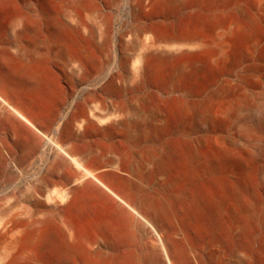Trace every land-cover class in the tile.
Returning a JSON list of instances; mask_svg holds the SVG:
<instances>
[{
  "label": "bare ground",
  "instance_id": "bare-ground-1",
  "mask_svg": "<svg viewBox=\"0 0 264 264\" xmlns=\"http://www.w3.org/2000/svg\"><path fill=\"white\" fill-rule=\"evenodd\" d=\"M19 1L0 0V12L8 7L18 10H14L17 24L11 34L15 35L13 43L24 48L14 56L8 49L11 41L6 39L4 45L0 44V78H12L17 90L33 103L39 97L46 98L47 81L33 65L42 58L37 47L45 46L42 39L48 36L53 43L45 54L61 56L58 65L66 82L72 87L81 85L94 72L81 41L86 37L105 47L111 35L105 21L94 25L100 16L99 5L87 0ZM109 2L113 4L114 0ZM132 2L128 4L131 12L148 2L160 3L168 14L163 16L167 24L144 22L132 14V24L123 26L119 34V62L95 93L110 101L109 116L97 118L98 125L102 123L105 128L104 123L111 122L112 130L130 129L129 144L142 145L134 154L129 177L115 173L126 168L122 157L112 160L106 172L82 168L81 176L71 169V165L81 167L75 158L49 164L46 177L39 179L27 195V203L33 205L24 206L21 214L7 218L10 213L5 212L2 216L7 219L0 221V264H120L119 244L130 251L128 257L125 255L127 264H264V256L260 263L256 262L251 246L257 188H264V163L259 164L264 159V92L256 97L253 89L264 86V69L259 70L262 65L247 64L253 59L264 64V0ZM21 3L27 14L19 11ZM38 20L48 27L47 36L37 35L42 39L36 36L40 32ZM9 22L13 21L9 18ZM31 36L36 39L27 40ZM20 59L24 63L18 65ZM165 67L170 68L164 94L171 97V143L162 141L152 146V139L166 131L169 120L164 107L155 103L156 94H146V89L153 80L150 77H156ZM208 87L212 88L210 93ZM16 107L12 111L24 118L22 105L16 103ZM79 107L80 114L67 127L78 123V128L85 130L89 124L84 119L85 106ZM0 112L4 119L15 120L11 113ZM65 130L66 139L74 138L75 130ZM86 177L118 200L112 201L113 206L129 218L127 227L131 232L136 231L132 236L129 232L130 238L93 236L94 227L100 226L90 219L80 222L71 213L74 185ZM151 177L153 183L149 181ZM39 190L47 195L37 194ZM20 216L25 219L17 220ZM118 217L123 218L120 214ZM261 244L264 248V238Z\"/></svg>",
  "mask_w": 264,
  "mask_h": 264
},
{
  "label": "rangeland",
  "instance_id": "rangeland-1",
  "mask_svg": "<svg viewBox=\"0 0 264 264\" xmlns=\"http://www.w3.org/2000/svg\"><path fill=\"white\" fill-rule=\"evenodd\" d=\"M21 1L22 0H20L19 2ZM87 1L94 2L97 5H99V7L101 8L99 19H96L94 21V25L96 26L99 20L105 21L106 25H109L107 26L109 31H111L108 45L105 47L102 46L100 43H98L96 40L92 42L91 40H88L86 37L85 39L81 41V43L83 44L82 46H84L85 49L88 50V57L92 65L94 66V69H93L94 72L91 74V76L88 79L84 80L83 83L77 87L76 86L72 87L66 82L64 75L60 69V66L58 65L60 63L59 59L61 56L57 55L56 57L58 58H56L54 56L45 54L46 49L47 51L51 49L53 41H51V39H49L47 36L48 27L46 28L47 26L46 23L44 24L43 21H41L43 24L42 25L41 22H39L40 20H38V22L36 21L37 22L36 25L38 24L37 27L40 28V30L38 31L40 32H37L36 36L39 35L40 33L43 35L41 36L42 38L45 36L47 37H45L44 38L45 40H44L40 36H37L45 42V46L37 47L40 49V50L38 49V51L41 52L42 58L38 61V63L34 64L33 67L36 65L35 69H37L41 73V76L43 77V79L47 81L48 93L46 95V98L36 99L35 100L36 102H34L35 103L34 104L28 96H25L20 91H17L14 87H10L6 91L7 96L13 102H19L28 112L32 114V117L38 122V125L40 126V128L38 129H40V133L42 135V139H41L42 147L36 148L35 153L29 155L30 159H29L28 164L20 169L16 168L15 172L9 171V167L14 168L15 162L9 161L7 159V156H5V154L3 153L4 160L0 163V218H1L0 221H2L4 218L5 219L9 218V215L10 216L14 214L18 215L20 213L19 211L23 212L24 211L23 209L26 208L24 206L26 205L27 206L33 205L32 203L30 204L27 203L26 201L27 195L30 194V192L34 189V187H36L34 186V182L36 178L44 175L45 169L48 166V164L51 161H53L56 156H58V153H60L59 150L55 148L54 146H52V144L49 142L50 140L52 141V139L55 140L54 134H55L56 127L58 128V131L61 132L62 127L65 125V123H67L70 120L72 121L75 116L80 114L77 110V107L79 109L80 105L85 106V115H84L85 118L84 119H86L90 123L97 124L96 126H101V125H98L97 118L104 119L106 118V116H109L108 109L106 108V106L104 105V102L102 101V100H107V101L109 100L96 96L95 93H97L98 92L97 90L105 83L106 81L105 77L108 74V72L112 68L117 66L119 62V59H120L119 34L123 26L128 27L132 24V21H133L132 14H135V15L137 14L136 16L140 17L142 21L144 22H162L163 24H167V22L164 21L163 16L168 13H167V10H165L162 7V5H160V3L145 2L143 6H141L138 9H135L136 11L133 10V12H131V9L128 4H131L132 0H114L113 4H111L109 0H87ZM22 3L19 6L20 8L19 11L20 12L24 11V13L26 12L27 14V11H26L27 8L24 4L22 5ZM132 4L134 3L132 2ZM8 8H9L8 10L7 8L5 9L6 11L4 10L5 12L4 11L0 12L2 14V15L0 14V23H1L0 25L1 27H3V29L5 28L4 30L0 29V44L4 45L5 44L4 42L6 39L11 41L8 47H9L10 53L15 56V54L19 51L21 46L19 47L18 44L13 43L14 41L13 38L15 37V35L13 34L14 37H12L11 33H14L13 27L17 24V23L15 24L17 20L14 22L15 20L14 10L15 9L12 7L11 8L8 7ZM15 11H18V10H15ZM227 15H231V14L227 13ZM166 17H170V16L167 15ZM9 18H10V21H13V22H9ZM11 23H14V24H11ZM9 28L12 29V32H10L11 30ZM9 35L11 37H9ZM36 36L34 37L31 36L30 39L28 38L27 40H31V39L35 40ZM41 47L43 49H41ZM21 49H24V48L22 47ZM21 53H23V51ZM28 54L29 53L27 52V55ZM256 55L257 53L254 54V57ZM253 63L257 64L258 67L262 65L261 66L262 68H260L259 70L262 71L264 69L263 62L259 63L257 60L254 61V59L251 62H248L247 64L248 66H253ZM164 69L165 71H163ZM164 69L162 70V73L160 72V74L162 75L161 78L159 77L161 76L160 74L157 75L158 77L156 76L158 79L156 77H153V78L150 77V80L151 79L153 80H151V83L149 85L150 87L146 89V94L152 93L151 94L152 96L154 93L156 94L153 97L154 100L156 101L155 103L159 105V107H161L162 109L164 107L165 112H168V113H165V116H167L168 120H169L168 116H170V120H171V111L169 113V110L171 109L170 107L171 97L165 96L164 94L166 91L165 89H166L167 83L169 81L168 77H170V71H169L170 68L165 67ZM166 69L168 72H166ZM256 77L258 80L259 79L261 80V77L259 74H257ZM154 79H156V81ZM223 80L232 81L233 79L225 78ZM6 82L8 83L9 81L6 80ZM162 86H164V88ZM211 90L212 88L210 87L207 88V91L209 93L211 92ZM262 92H264V86L262 88L254 87L253 96L258 97ZM11 107L14 108L13 105ZM166 107H168L169 109H167ZM170 120L167 121L165 124V127L167 128H166V131H163L164 134H162L163 132H161L160 134H158L156 137L152 139L151 141L152 146L161 144L162 141L171 143V121ZM22 122L24 123V125L29 126V124L24 122L23 120ZM98 128H102V126ZM10 131L15 132L13 136H10V133H9ZM80 131L81 130H78L76 131V133ZM128 131L121 130V129L113 130V136H112L113 139H111V141L104 139L102 135L100 134V136L91 137L83 141H80L78 139H74V140L68 139L70 141L63 140V143L65 147H72L74 150H76L75 153L71 154V157L75 158L84 169L89 170V171L98 170L99 172V170H101L102 168L101 167L102 163L106 161L108 162L109 158L111 159L113 157L112 160L116 161L114 159H120L122 157L121 162L122 164L124 163L123 165L126 168H124L123 171L121 170L119 173L118 172H115V173L119 174V176L128 178L129 177L128 173L130 172V168L134 164L133 163L134 157H135L134 154H136V152H138L142 146L140 142L137 143L136 145L129 144L128 137L130 136L131 130L128 129ZM29 138L30 137L28 136L26 132V128L22 130L11 123H6V124L0 123V143L5 148H7L9 151H11L12 153L11 156L14 159L20 160L21 154H19L18 152L19 145L21 143L28 142ZM85 148H90V151H92V154H88V155L79 154L80 151ZM114 150L117 152H121V153H118L119 155L114 154V152H112ZM103 151H109V152L111 151V153L109 154V156L103 157L102 155ZM64 158L67 159L66 156H64ZM107 162L106 164L108 165ZM263 163H264V159H261L259 164L261 165ZM114 165H116V163ZM76 167L73 168L76 173H78L79 175L84 173L81 169H77ZM153 180L154 179L151 177L149 180L150 183H153L154 182ZM74 186H75L76 194H75V200H74L75 202L74 209H71L72 210L71 213H73V215L75 213L74 216L78 218V221L80 222H85L87 221V219L88 220L90 219L89 221H93L95 225L100 226V227H97V226L94 227L93 236H96V235L103 236L104 235V237L108 236V237H112L115 239L119 238V236H127V238H130L132 234L136 232L135 230H133L134 232H131L130 228H128L129 226L127 224V221L129 222L128 220L129 218L124 216L125 214L122 215V212L120 210L118 211V209H116V207L113 206L114 203L112 201L115 202L118 200L114 199V197H112V195L109 194L108 192L106 193V190H104V188L101 187L98 183H96L92 178H84L80 182H76ZM257 190H258L257 197L254 202L255 209L253 208L254 219L256 221L253 219L252 224L254 225L252 226V232L254 236H253L251 246H252V251L254 253V256L256 258V262L260 263L264 256V248L261 244V240L264 238V188L260 186L259 188H257ZM132 192L134 193V191ZM133 193H130V195H132ZM37 194H41L42 196L47 195L45 194L44 191H40V192L38 191ZM41 195L39 196L41 202L46 204L47 202L43 199ZM107 196L110 198L112 197V198L110 199ZM122 206L123 208H125V210H127V212H130L131 214H133V212L130 211V209H128L126 206L124 205ZM107 208H110V209H107ZM111 208L115 211H113ZM105 209L109 211L108 212L103 211ZM110 210H111V213H109ZM5 212L6 214L10 213L7 215V218L2 217L3 215H6ZM95 212H97L98 214L96 213L97 214L96 215ZM99 212L101 214L104 212V214L102 215L105 218H103ZM107 213L109 214V217L108 215H106ZM111 214L113 215V218H117V219L114 220L111 217ZM119 214L123 218L118 217ZM104 215H106L107 217ZM133 215L136 216L135 214ZM19 218L17 220L25 219L23 216L22 217L20 216ZM106 218L107 220L111 218L109 220L110 222L105 221ZM112 219L115 221V222L113 221L114 223V224L112 223L113 225L111 224ZM120 219H122V221ZM137 219L142 221L138 217ZM119 222H122L124 224L119 223ZM120 227H123L125 229L120 228ZM127 228L128 230L126 231ZM96 229L98 230L101 229L100 230L101 233L98 230L96 231ZM129 232L131 236L128 237V235H130ZM2 245L3 244L0 243V250H1ZM123 247L124 249H121ZM125 248L126 246H124L123 244L121 245L119 244V250L117 251V256H118V260L120 261V264H127L126 259L130 251L128 248L126 249ZM125 250L128 251V253H126ZM43 253L46 255L48 251L46 252L44 251ZM121 260L123 262H121Z\"/></svg>",
  "mask_w": 264,
  "mask_h": 264
},
{
  "label": "crops",
  "instance_id": "crops-1",
  "mask_svg": "<svg viewBox=\"0 0 264 264\" xmlns=\"http://www.w3.org/2000/svg\"><path fill=\"white\" fill-rule=\"evenodd\" d=\"M8 49H9V47H8ZM10 52V51H9ZM20 61V62H19ZM17 63H18V65H21V63L23 64L24 63V61H23V59H20V60H18L17 61ZM1 77V76H0ZM2 81H4V82H2ZM8 81V80H7ZM12 81V82H11ZM11 82V83H10ZM15 81H13V79L11 78V80L7 83L6 82V80L5 79H3V78H0V84H1V86H0V110H5L6 112H9V113H11L12 114V116H14L15 117V120H8V119H4L3 118V115L1 114V112H0V123H3V124H6V123H11V124H14L15 126H17L18 128H20V129H24V128H26V132H27V134H28V136L30 137L29 138V141L28 142H25V143H21L20 145H19V154H22L21 155V158H20V160H16V159H14L11 155H12V153H11V151H9L7 148H5L1 143H0V148H1V150H0V152L2 153H0V158H2V159H0V162H2L3 160H4V158H3V153L5 154V156H7V159L9 160V161H11V162H15V165H14V168L13 167H9V171L10 172H15L16 171V168H22V167H24V166H26L27 164H28V162H29V159H30V157H28L29 156V154L31 155V154H33V153H35V149L36 148H41L42 146H41V142H42V135H41V133H40V129H38V128H40V126L38 125V126H36L37 124H38V122L32 117V114L30 113V112H28L23 106V110H24V112H22V116L26 119H24V118H22V117H18L16 114H15V112H13L12 110H17V107H16V103H19V102H13L8 96H7V93H6V91H7V89H9L10 87H14L16 90H17V87H16V85H15ZM12 85V86H11ZM8 87V88H7ZM3 89V90H2ZM18 91V90H17ZM45 97H43V98H41V97H39V98H37V99H44ZM5 100V101H4ZM6 102L7 104H8V106L7 105H5L4 104V102ZM103 102H104V105L106 106L110 101H107V100H102ZM36 102V101H35ZM37 104V103H36ZM13 105V107L14 108H10L11 106ZM109 105H110V103L108 104V106H107V109H109ZM10 109H9V108ZM77 110H78V107H77ZM77 112V111H76ZM27 113V114H26ZM76 114V113H75ZM22 120L25 122L26 121V123H30V125L29 126H26V125H24V123L22 122ZM86 120V119H85ZM5 121V122H4ZM28 121V122H27ZM98 121V120H97ZM86 122H88L87 120H86ZM86 122H85V124H86ZM68 123H70L69 125H68ZM83 123V122H82ZM82 123H81V125H82ZM90 125H89V124ZM87 124V126L86 125H82V126H84V129L86 128V127H88L87 128V130H89V131H91V132H89V131H86V129L85 130H82V128L83 127H81V125L79 126V127H81L80 129L78 128V123H75V124H77V125H74L75 126V128H76V126H77V128L76 129H74L73 127L74 126H72V128H68L70 125H73V124H71V120L70 121H68L67 123H65V125L66 126H64V127H62V131L61 132H59L58 131V128L56 127L55 128V134H54V139L55 140H53L52 139V141L50 140L49 142L52 144V146H54L55 148H56V146H58L57 147V149H59V152H61V150L60 149H62L63 147H64V149L62 150V152L61 153H58V155L59 156H61V154H63L64 156L66 155H68L69 157H67L68 158V160H66V161H71V158L72 159H74L73 157H71L70 155L72 154V153H74V152H76V150H74L72 147L70 148V147H65V145H64V143H63V140H67V141H70V140H74V139H79V138H81V136H82V138L80 139V141L82 140H87V139H89V138H91V137H97V136H100V134L102 135V137L104 138V139H107V140H109V141H111V139H113L112 138V136H113V134H112V128L110 127L111 126V122L109 123V122H107L108 123V125H109V131L110 132H108V128H107V126L108 125H106L107 123H104L105 124V128H107V129H105L104 128V126H103V128H97V126L95 125V124H92V126H93V128H92V126H91V123L90 122H88ZM98 123H99V121H98ZM101 125H102V123H101ZM68 126V127H67ZM86 126V127H85ZM96 126V127H95ZM35 127V128H34ZM37 128V129H36ZM64 128V129H63ZM65 129H69L70 131L71 130H76V131H78V130H81L80 132H81V134H80V132H78L79 133V136H78V133H76V131L73 133V131H71V133H73V135H74V138L73 139H70V140H68V138L66 139V134H65V132L67 131V130H65ZM91 129V130H90ZM93 129H94V131H93ZM96 129V130H95ZM100 129H102V130H104V131H100ZM115 130V129H114ZM65 131V132H64ZM83 131V132H82ZM86 131V132H85ZM98 131V132H97ZM107 133H106V132ZM105 132V133H104ZM10 133V136H13L14 135V131H10L9 132ZM92 133V135H90ZM97 133V134H96ZM98 133H100V134H98ZM110 133L112 134V135H110ZM89 134V135H88ZM60 135V136H59ZM77 135V136H76ZM109 135V136H108ZM62 136H65L64 138H62ZM107 136V137H106ZM111 137V138H110ZM59 138H61V139H63L62 141L59 139ZM31 140H34V142L32 141L31 142ZM62 142V143H60V142ZM36 142V143H35ZM26 144V146L21 150V148L24 146ZM21 145H23L22 147H21ZM29 145V146H28ZM30 145H33V146H30ZM56 145V146H55ZM28 146V147H27ZM35 146V147H34ZM34 147V148H33ZM3 148V149H2ZM27 148H29V149H26ZM33 148V149H32ZM70 148V149H69ZM32 150V152H31V150ZM68 149V150H67ZM23 150H24V152H23ZM29 150V151H28ZM67 150V151H66ZM20 151L22 152V153H20ZM74 151V152H73ZM28 152H30V153H28ZM64 152V153H63ZM65 152H66V154H65ZM68 152V153H67ZM112 152H114V154H118V153H121V152H117V151H112ZM111 153V151L109 152V151H103L102 152V155H103V157H106V156H109V154ZM28 154V155H27ZM79 154H82V155H86V154H92V151H90V148H85V149H83V150H81L80 151V153ZM24 155H26V156H24ZM119 155V154H118ZM22 156H24V157H22ZM64 156H62V157H58L57 158V156L54 158V160L53 161H51L49 164L50 165H52V164H54V163H56L57 161H58V159L60 160V159H64L65 160V158H64ZM27 157V158H26ZM57 158V159H56ZM56 159V160H55ZM70 159V160H69ZM112 159H113V157L111 158V159H109V163H108V165H105L106 164V162H105V164H104V162L102 163V168H101V170H99V172L98 173H100V172H102V171H104V172H106L107 170H110V167H109V165L111 164L110 162H112ZM26 163H24L23 161ZM75 161L77 162V160L75 159ZM49 164H48V166L46 167V169H45V173H44V175H42V176H39L38 178H36V180H35V182H34V186H36V185H38V181H39V179H41V178H43V177H46L45 175L47 174V171L49 170V168H50V166H49ZM78 164H80V163H78ZM81 165V164H80ZM74 167H76V166H74V165H71V169H73ZM109 167V168H108ZM77 169H80L81 168V170L83 171V167L81 166L80 168H78V167H76ZM83 168V169H82ZM107 168V169H106ZM84 170H86V169H84ZM73 171L75 172V170L73 169ZM88 171V170H87ZM95 170H93V172H94ZM91 172V171H90ZM95 172H97V170L95 171ZM76 173V172H75ZM78 174V173H77ZM79 175V174H78ZM79 176H81V175H79ZM86 178H90V177H86ZM40 191H42V190H39V192Z\"/></svg>",
  "mask_w": 264,
  "mask_h": 264
}]
</instances>
